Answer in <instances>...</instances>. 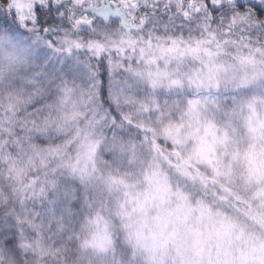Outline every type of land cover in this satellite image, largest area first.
Returning a JSON list of instances; mask_svg holds the SVG:
<instances>
[{"label":"snow or ice","instance_id":"6c2138e0","mask_svg":"<svg viewBox=\"0 0 264 264\" xmlns=\"http://www.w3.org/2000/svg\"><path fill=\"white\" fill-rule=\"evenodd\" d=\"M0 264H264V0H0Z\"/></svg>","mask_w":264,"mask_h":264}]
</instances>
